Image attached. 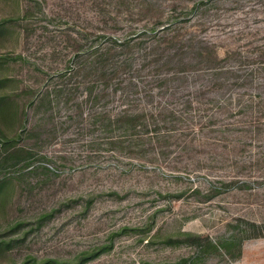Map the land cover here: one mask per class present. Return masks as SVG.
Returning <instances> with one entry per match:
<instances>
[{
  "label": "rangeland",
  "instance_id": "374dc122",
  "mask_svg": "<svg viewBox=\"0 0 264 264\" xmlns=\"http://www.w3.org/2000/svg\"><path fill=\"white\" fill-rule=\"evenodd\" d=\"M98 250L264 264V0H0V264Z\"/></svg>",
  "mask_w": 264,
  "mask_h": 264
},
{
  "label": "trees",
  "instance_id": "16d2710c",
  "mask_svg": "<svg viewBox=\"0 0 264 264\" xmlns=\"http://www.w3.org/2000/svg\"><path fill=\"white\" fill-rule=\"evenodd\" d=\"M133 120H137L136 118L133 119ZM8 152V150H7ZM25 152H24V149H20V148H17V147H14L11 151V156H9L8 158H6V160H11V161H19L20 159H23L22 156H25ZM2 165L4 167V161L2 162ZM245 232V231H243ZM243 239L242 237H240L239 239V244L242 245L243 243ZM170 242H172V240H169ZM195 242H197V244H199V247L201 249H204L205 248V245L202 244V241H201V238L200 237H197V239L194 240ZM235 242L232 240V241H229L225 244L223 243H218L216 245H214V248L215 250L219 253V252H223L225 254H229L230 253V247L234 244ZM100 255V252L99 250L96 251V252H86L84 254H82L81 256H79L75 262L73 261H58V260H47L41 264H86L88 261L98 257Z\"/></svg>",
  "mask_w": 264,
  "mask_h": 264
}]
</instances>
